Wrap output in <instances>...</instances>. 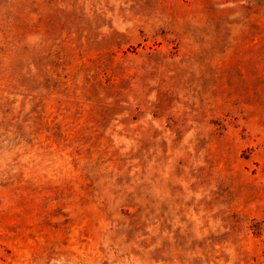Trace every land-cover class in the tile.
I'll return each mask as SVG.
<instances>
[{
  "label": "rangeland",
  "instance_id": "374dc122",
  "mask_svg": "<svg viewBox=\"0 0 264 264\" xmlns=\"http://www.w3.org/2000/svg\"><path fill=\"white\" fill-rule=\"evenodd\" d=\"M0 264H264V0H0Z\"/></svg>",
  "mask_w": 264,
  "mask_h": 264
}]
</instances>
